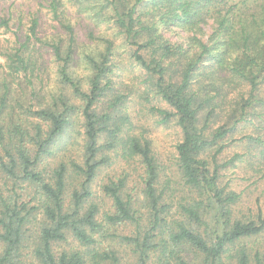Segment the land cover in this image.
Instances as JSON below:
<instances>
[{
	"label": "trees",
	"instance_id": "obj_1",
	"mask_svg": "<svg viewBox=\"0 0 264 264\" xmlns=\"http://www.w3.org/2000/svg\"><path fill=\"white\" fill-rule=\"evenodd\" d=\"M68 2L95 19L81 26L85 33L61 0H46L54 33L40 37L39 16L30 12L25 33L18 25L1 49L0 264H264L263 210L242 214V192L231 185L241 176L264 178V7L234 0ZM206 15L217 16L218 28L203 38ZM22 18L0 12V27L12 30ZM173 27L193 35L170 39L165 29ZM85 35L98 43L79 51ZM37 44L53 53L51 86L48 70L41 79ZM116 44L124 45L121 53L132 51L141 87L114 85ZM77 58L88 72L81 76L86 89L71 71ZM130 87L141 89L144 102L154 96L170 108L152 106L161 122L173 119L178 127L172 174L161 176L151 144L124 126L120 107ZM59 148L61 157L45 161ZM117 152L138 170L105 173L102 206L92 183ZM23 184L27 200L17 190ZM128 226L130 233L119 231ZM69 239L77 246L62 247Z\"/></svg>",
	"mask_w": 264,
	"mask_h": 264
},
{
	"label": "rangeland",
	"instance_id": "obj_2",
	"mask_svg": "<svg viewBox=\"0 0 264 264\" xmlns=\"http://www.w3.org/2000/svg\"><path fill=\"white\" fill-rule=\"evenodd\" d=\"M234 1H245L248 5L255 6L258 5V3H261L262 7H264V0H234ZM62 3H64V6L67 7L69 17H71V21L74 23L76 27L83 33H85V28H81V26H87L88 24L93 22H96L92 15H87L86 11L80 10L78 5H71L68 0H61ZM8 9H12L14 11V16L20 13L23 15L22 22L20 24L18 23H11L12 30H4L2 27H0V66L5 61V58L3 54H1V49H8L10 41L13 39V33L12 31L19 26V34L22 36L26 28L28 26V13L34 12L36 15L39 16V25L37 28L38 35L42 38H47L50 35L54 33L56 30L57 24L55 20L52 18L50 13L46 9V0H0V12H6ZM147 7H143V10L145 11ZM144 17L148 18L151 15H143ZM202 18V17H201ZM217 19V21H216ZM203 22H201V35L203 38H205L208 35H211L213 31H215L216 28H218V18L215 15H206L203 19ZM92 25L90 27H92ZM89 27V28H90ZM178 27H173V29H165V34L170 39H180L181 41L185 37H181L182 34H185L186 31H180ZM186 34L193 35L192 32H186ZM198 35V34H196ZM86 43L84 45L79 46V51H82V49L89 50L90 48L96 47V44L98 43V40L94 41L93 39H90L87 35H85ZM116 48H118L117 53L115 54L116 57H114L115 65L113 67V74L112 79L114 85L121 84L124 87L126 84H132L134 83L135 87H141V85L135 84L136 81H139V78L143 76V72L140 69V67L137 64H130V59L128 58V55L132 51H129L128 55L127 53H121L123 50L124 45H117ZM37 47L39 45L37 44ZM129 49H132L129 47ZM41 59L40 63L42 67L44 68L43 72L41 71V79L43 76L45 77V72H47V77H49L48 81L46 83H49V86L53 85L55 81V70L53 69L55 66L54 56L51 51V49L47 47H39ZM76 63L72 65L71 71L77 79L81 81V84L84 89L86 87L83 85L84 81L82 80V75L85 73H88L82 62L77 58ZM2 67H0L1 69ZM200 71H203V68L197 71L195 75L200 74ZM199 76V75H197ZM203 75L199 76L202 77ZM197 77V78H199ZM46 80V78H45ZM36 90L39 89L40 84H35ZM264 88V84L262 86ZM124 90V88H122ZM127 90H124V101L121 103L120 109L125 112L126 116L128 117L129 122H126L124 126L129 127L130 134L140 135L144 139H147L148 142L151 144L152 150L155 154V157L158 159V162L160 164L161 168V176H166L167 174H172L173 169L175 168V159H174V145L176 141L178 140L179 132L178 127L175 124V121L173 119H170L167 122H161L160 116L152 110V106H158L166 109H170L168 105L165 103L156 100V98L153 96L150 102H144L142 99L139 98L138 91H135V88L130 87L126 88ZM130 89V90H129ZM261 93H264V89H261ZM31 88L25 87L24 89H21V93L24 95L27 93H30ZM112 94V93H111ZM32 99V97H30ZM33 105L35 104V101L32 100ZM66 137V136H64ZM64 143V142H61ZM75 147V146H74ZM76 148V147H75ZM76 149H74V152L72 150V153H75ZM63 154V150L61 148L55 150V153L47 158H45V161H53L57 159L58 157H61ZM69 154V153H68ZM247 167V162H245L242 166L240 165V175H243L242 173L244 170H242V167ZM129 168L131 171H135V174L137 173L138 166H135V161L130 162L129 165L124 163V161L121 159L119 152H117V155L114 156L110 161L106 164H104L102 167H100V170L92 183V189L95 192V195H97V198H95L98 202L101 200L103 201V205H105V200L103 196H101L99 191V184L102 180V177L107 172L111 171H118L119 168ZM1 181V179H0ZM1 185V182H0ZM231 185L234 186V188L239 192L241 191V197L242 200L239 202V207L241 208L242 214H248V212H252L253 214L257 215L260 209L263 210L264 213V178H257L256 176H251L249 179H245L243 176L240 178H233L231 181ZM23 190L18 189L17 190L22 193L20 199L27 200L28 194L30 188L27 187L26 184H23ZM4 191V189H2ZM119 231L123 234H128L132 231V227L128 226L120 227ZM259 239V244H262L264 247V233L261 235ZM62 247H76V243L74 240L69 239L66 243H62Z\"/></svg>",
	"mask_w": 264,
	"mask_h": 264
}]
</instances>
